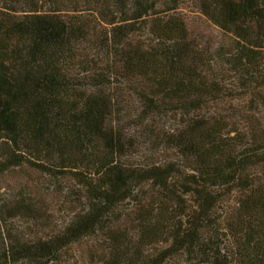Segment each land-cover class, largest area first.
I'll list each match as a JSON object with an SVG mask.
<instances>
[{"label": "trees", "instance_id": "obj_1", "mask_svg": "<svg viewBox=\"0 0 264 264\" xmlns=\"http://www.w3.org/2000/svg\"><path fill=\"white\" fill-rule=\"evenodd\" d=\"M26 1L0 4V175L26 166L88 204L30 239L2 221L38 211L29 194L0 201V264L59 263L146 184L140 237L110 230L102 264H264V0ZM134 128L170 158L133 163Z\"/></svg>", "mask_w": 264, "mask_h": 264}, {"label": "rangeland", "instance_id": "obj_2", "mask_svg": "<svg viewBox=\"0 0 264 264\" xmlns=\"http://www.w3.org/2000/svg\"><path fill=\"white\" fill-rule=\"evenodd\" d=\"M37 2L39 8H47L48 3L44 0H28L18 6L34 5ZM2 0H0V4ZM183 12L187 15V20L191 23L193 33L197 32L195 25L200 23V18L196 19L197 12L187 2L182 4ZM195 18V19H193ZM211 32L216 37L214 42L220 39V33L213 25L207 26L204 30L197 34H205ZM207 37L200 38L204 42ZM212 41V39H211ZM217 43V42H216ZM238 106L234 105L233 109L237 110ZM135 125V124H128ZM126 125V126H128ZM134 139L137 143L129 151L132 153L130 158L133 163H151L153 161L164 162L168 160L172 153V149L168 143L160 142V140L150 142L147 133L141 130L132 129ZM67 182L62 179L58 183L55 179H48L41 172L34 171L28 167H15L5 174L0 175V201L6 199L14 202L22 194L24 190L29 196L38 211L35 212H20L13 216H8L7 219H2L6 225L13 229L14 233L25 238L36 239L43 236H48L62 229L75 213L87 208L88 200L81 197L75 192L63 193L61 188H67ZM145 189L139 190V193L133 194L119 206V210L113 217L108 218L104 222L108 231L98 229L95 232H90L81 236L69 245L62 254V259L59 263L52 264H102L103 256L108 253L109 232L110 230L128 232L135 240L136 236L140 237L139 228H137L136 203L141 201V204H150V192ZM69 190V189H68ZM6 201V202H7ZM9 203V204H10ZM144 205V204H143ZM145 206V205H144ZM7 215H10L9 213ZM3 225V224H2ZM108 236V237H107ZM165 237L154 236L149 239L148 243L143 244L145 250L154 251L165 245ZM180 256L173 254L165 264H175V261Z\"/></svg>", "mask_w": 264, "mask_h": 264}]
</instances>
